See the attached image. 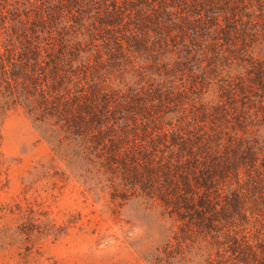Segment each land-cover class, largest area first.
Instances as JSON below:
<instances>
[{
    "label": "rangeland",
    "instance_id": "obj_1",
    "mask_svg": "<svg viewBox=\"0 0 264 264\" xmlns=\"http://www.w3.org/2000/svg\"><path fill=\"white\" fill-rule=\"evenodd\" d=\"M0 18L81 38L139 151L137 178L40 173L50 145L10 112L0 264H264V0H0Z\"/></svg>",
    "mask_w": 264,
    "mask_h": 264
},
{
    "label": "trees",
    "instance_id": "obj_2",
    "mask_svg": "<svg viewBox=\"0 0 264 264\" xmlns=\"http://www.w3.org/2000/svg\"><path fill=\"white\" fill-rule=\"evenodd\" d=\"M46 21L25 28L21 20L0 18V129L10 112L22 110L51 148L50 161L37 168L40 173L48 174L62 162L67 176L81 175L93 165L137 178L139 151L128 143L117 93L90 78L89 58L77 50L81 38L37 32V25ZM7 171L0 147V181H7ZM44 217L41 224L48 222ZM204 219L197 214L201 228L211 229ZM49 226L42 229L52 231Z\"/></svg>",
    "mask_w": 264,
    "mask_h": 264
}]
</instances>
